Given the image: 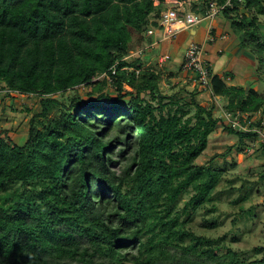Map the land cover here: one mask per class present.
I'll list each match as a JSON object with an SVG mask.
<instances>
[{
    "label": "trees",
    "instance_id": "trees-1",
    "mask_svg": "<svg viewBox=\"0 0 264 264\" xmlns=\"http://www.w3.org/2000/svg\"><path fill=\"white\" fill-rule=\"evenodd\" d=\"M198 1L196 13L226 2ZM231 5L222 16L264 84V0ZM169 6L0 0V83L9 94L36 97L39 107L23 144L0 132V264H264V255L244 260L225 236L189 227L225 175L214 158L196 163L218 125L240 145L257 141L264 157L257 133L264 121L252 120L264 109V91L227 86L210 71L208 92L224 98L220 109L247 131L215 117L216 106H201L193 93L189 100L162 95L161 73L126 58ZM80 88L87 98L65 96Z\"/></svg>",
    "mask_w": 264,
    "mask_h": 264
},
{
    "label": "rangeland",
    "instance_id": "rangeland-1",
    "mask_svg": "<svg viewBox=\"0 0 264 264\" xmlns=\"http://www.w3.org/2000/svg\"><path fill=\"white\" fill-rule=\"evenodd\" d=\"M166 2L170 4L168 9H180L179 6L172 5L174 3H171L170 0H166ZM197 2L199 1L186 2V12H194L191 7ZM220 18H222V14H219L213 23ZM259 20L260 27L264 31V17H259ZM204 21L195 27L199 33L200 29L206 26V21ZM156 32L162 38V30L158 28ZM187 32L182 33V35L187 36L185 40L190 37ZM155 36L156 33L153 36L154 39H156ZM151 39L153 38L150 36L149 40ZM196 43L202 44L203 42L199 40ZM207 48V46L204 48L203 59L204 61H212L211 56L206 58ZM165 64L166 61L162 64H155L153 67L143 65V69L151 68L154 72L161 73L159 89L162 95L189 100L193 93L195 94V101L201 106L205 108H210L212 105L216 106L213 115L224 120L220 109L226 104L224 98H213L208 91L202 90L192 74L190 79L188 76H184L181 80L172 75L167 76ZM246 67L242 61L237 64L235 75L239 82L242 81L241 76L247 71L244 69ZM179 77L182 76L179 75ZM255 83V86L250 88L263 92L264 84L261 81H255ZM246 85H244L245 90ZM106 92L113 95L111 90ZM74 94L85 99L87 98V89L80 88L75 92L68 91L65 96ZM25 108H28V112L25 111ZM37 111H39V107L36 97L17 93L9 94L4 89L3 84L0 83V132L11 133L19 145L23 144L26 138V122ZM259 119L264 121V109L261 114H255L252 120L257 122ZM224 122L227 124L226 121ZM240 147L243 149L239 150ZM257 148V141L245 139L240 145L236 136L229 134L221 125L217 126L208 138L206 150L196 163L203 165L214 158V163L225 171V175L213 193L211 202L192 214L189 224L190 229L196 235L208 238L225 236L224 244L239 252L241 257L248 261L260 259L264 255V182L262 184L259 182V178L264 174V157ZM187 198L188 196H185L184 201Z\"/></svg>",
    "mask_w": 264,
    "mask_h": 264
},
{
    "label": "crops",
    "instance_id": "crops-1",
    "mask_svg": "<svg viewBox=\"0 0 264 264\" xmlns=\"http://www.w3.org/2000/svg\"><path fill=\"white\" fill-rule=\"evenodd\" d=\"M190 1L192 0L187 2ZM170 2L177 4L180 9L185 10L186 2L177 3L174 0H170ZM201 9L202 7L200 6L197 12ZM205 21L206 26L200 29V33L196 28L187 32L190 36L187 40H185L187 36L182 35V33H185L186 31L174 35L169 40L162 41L160 34L154 30V34L151 36L153 39L149 40L150 36L146 38L141 49L143 50V53L139 60L143 65L149 67H153V65L159 63L162 64L166 61L165 73L167 76L172 75L179 80L184 76H188L190 79L191 74L187 75L188 73H186L185 75V72L182 70L184 51L188 43L201 40V42L204 43V48L206 46L208 47L206 50V58H208V56L213 58L212 61L205 60V64L212 74L218 75L224 81L227 80L225 81L226 85L235 86L237 88H244L245 84H247L246 86L248 87L255 86L256 62L247 50L241 48L238 40L231 34V30L225 18L222 16V18L212 24V36L214 37V42H208L206 39V30L209 22L207 20ZM155 33L156 39L153 37ZM220 36H225V39H220ZM184 41H186L185 44H183ZM163 55L164 57H162ZM240 61L247 66L244 68L247 71L241 76V82H239V79H237L235 75L237 64ZM176 74L178 75L176 76ZM179 75L182 77H179Z\"/></svg>",
    "mask_w": 264,
    "mask_h": 264
},
{
    "label": "built area",
    "instance_id": "built-area-1",
    "mask_svg": "<svg viewBox=\"0 0 264 264\" xmlns=\"http://www.w3.org/2000/svg\"><path fill=\"white\" fill-rule=\"evenodd\" d=\"M225 8H232L231 0H226L225 4L223 5H218L215 1H211L204 8V10L202 8V11L200 10L197 13L191 11L186 12V10L184 9H168L166 12L160 15L158 21L159 28L162 30V40H169L171 37L178 33L190 31L191 29L197 27L202 21L207 20L209 24L206 30V39L208 42H214V37L212 36V24L214 19L219 14H222ZM153 34L154 30L148 29L147 35L152 36ZM220 39H225V36H220ZM142 53L143 50L140 49L136 52L130 53V55L126 59L128 60L132 57L140 58ZM203 56L204 43H188L184 51L182 70L185 73L192 74L202 90L209 91L211 82V72L206 66ZM107 79L110 82V78ZM222 115L224 116V121H226L227 125H230L231 128L243 131L248 130V125L246 124L242 127L236 117L231 119L230 115L226 114L223 110ZM257 133L260 135V141L264 142V127Z\"/></svg>",
    "mask_w": 264,
    "mask_h": 264
},
{
    "label": "water",
    "instance_id": "water-1",
    "mask_svg": "<svg viewBox=\"0 0 264 264\" xmlns=\"http://www.w3.org/2000/svg\"><path fill=\"white\" fill-rule=\"evenodd\" d=\"M247 88H248V86H246V90H247ZM246 90H245V91H246Z\"/></svg>",
    "mask_w": 264,
    "mask_h": 264
}]
</instances>
